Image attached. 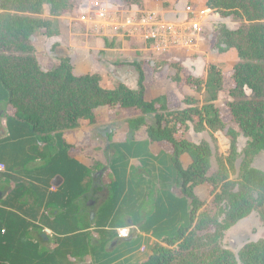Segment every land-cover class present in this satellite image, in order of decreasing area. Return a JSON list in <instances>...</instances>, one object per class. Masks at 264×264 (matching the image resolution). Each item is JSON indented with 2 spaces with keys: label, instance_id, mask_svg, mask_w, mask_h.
Here are the masks:
<instances>
[{
  "label": "crops",
  "instance_id": "1",
  "mask_svg": "<svg viewBox=\"0 0 264 264\" xmlns=\"http://www.w3.org/2000/svg\"><path fill=\"white\" fill-rule=\"evenodd\" d=\"M70 1L55 33L35 39L38 53L46 50L54 65L71 59L76 75L101 74L106 88H113L114 78L136 89L135 63H140L148 97L172 90L153 83L149 66L156 63L143 40L95 35L80 20L92 0ZM187 2L207 7L206 0H142L141 5L174 11ZM201 44L198 52H172L169 63L206 79L216 57L201 54ZM39 64L48 70L51 62L42 65L39 56ZM96 115L94 124L82 121L76 129L53 133L51 148L15 117L8 101L0 100V162L6 166L0 171L1 258L17 264H143L156 244L190 225L191 202L181 192L172 147L151 141L145 127L131 130L126 121L140 116L138 110L101 107ZM209 133L207 127L197 132L191 126L185 136L201 143ZM57 177L60 186L54 183ZM203 189L196 187V194Z\"/></svg>",
  "mask_w": 264,
  "mask_h": 264
},
{
  "label": "trees",
  "instance_id": "2",
  "mask_svg": "<svg viewBox=\"0 0 264 264\" xmlns=\"http://www.w3.org/2000/svg\"><path fill=\"white\" fill-rule=\"evenodd\" d=\"M206 1L208 8L222 16L233 9L264 7V0ZM27 2L32 3L34 16L11 14L16 6ZM122 2L142 6V0ZM47 6L51 18L41 17ZM71 7L70 0H0V100L8 101L15 117L30 124L40 141L51 148L53 133L76 129L82 121L96 123V111L101 107L140 111V116L126 123L133 131L145 127L151 141L172 147L181 192L191 202L190 225L164 244H156L143 264H264V239L245 245L238 255L220 243L227 230L254 210L264 217V172L245 165L264 153V24L221 30L217 46L235 49L240 58L231 70L210 63L208 75L202 79L183 74L181 64L175 63L172 82L176 89L148 97L147 75L140 63H135L139 73L136 89L114 78L113 88H106L99 73L76 75L69 58H60L49 70H43L33 40L40 33L53 35L57 18ZM226 77L234 83L227 102L222 100ZM227 113L239 126V130L229 128L227 132L232 138V154H240L238 138L247 139L241 154L243 172L236 190L230 191L234 184L227 181V175L222 180L210 175L211 147L185 136L191 126L197 132L204 127L213 133L226 130ZM33 149L40 152L37 146ZM228 162L232 164V156ZM202 184L211 187L210 201L196 194V187ZM0 264L17 262L0 257Z\"/></svg>",
  "mask_w": 264,
  "mask_h": 264
},
{
  "label": "rangeland",
  "instance_id": "3",
  "mask_svg": "<svg viewBox=\"0 0 264 264\" xmlns=\"http://www.w3.org/2000/svg\"><path fill=\"white\" fill-rule=\"evenodd\" d=\"M112 9L114 10L123 9L128 13L130 10L138 9V6L121 7V6L114 5ZM256 9H258V11H256ZM256 9L251 8V6L250 8L246 9L249 12H246V10H243V9H235V10L233 9L231 11L232 13L227 16H222L219 14L218 18L216 17L214 18L215 21H213V24L214 25L218 24L221 29H226L229 31L238 30L244 24H256V23L264 24V7L258 6ZM10 12L11 14L15 16H34L35 15L32 10L31 2H27L22 5L16 6ZM48 15H49V7L47 6L45 7L44 13L41 15V17L48 18ZM42 36L43 34L40 33L36 39H39ZM96 39H98V36L96 37ZM219 40H217L216 42V41H212L210 36L207 37L206 41H203L201 44L202 46L201 54L209 53L213 57H216L211 60L212 63H216L215 60H218L219 63H216V64H219L223 69L227 71L231 70L234 65L240 62L238 52L235 49L226 48L224 50H221L220 52L212 53V50H215L216 46L218 45ZM33 41L36 43L35 39ZM175 52H179V51L175 50L174 53ZM151 54L153 56L150 55V58L154 60L156 63V68H152L151 66H149V69L152 71V74H153V83L155 81H159V83L162 86L166 87L164 90H166L170 86H171L170 88L176 89L174 83L172 82V78L176 71L174 70L173 65L169 63L168 58H167L168 56L167 57H164V56L157 57L156 55H154V53H151ZM39 56L41 58L42 65H45V63L51 62L49 66H52L53 61L50 58V55H48V52L46 50L40 53L36 52V57L38 59V62H39ZM155 72H158V75L156 78L154 76ZM225 81H226V84H225L226 90L223 91L222 93V100L227 102L231 100V97L229 96V89L232 88V86H234V83H233V80L229 77H226ZM246 92L249 97L252 96V93L250 90L247 89ZM227 114L228 115L224 117V121L228 123L227 125L228 128H226V130L224 131H218L214 133L210 131L211 133H209V135H204L202 142L207 143L211 147L212 154H213L211 158L212 168H211L210 175L211 176L218 175L219 180H222V178L225 177V175H227V179H228L227 181L233 182L234 184L233 186H230L229 188V191H230L232 189L236 190V188L238 187L236 184L239 182L238 181L239 175L241 174V171L243 172V168H240L241 161L243 158L241 154L244 151V148L246 147L247 139L240 136L238 138V151L240 154L238 156L235 154H232L231 152L232 151L231 150V142H232L231 139L232 138L228 136L227 132L229 128L234 129V130H239V126L235 122H232V117L230 116L229 113ZM231 156L233 157L232 164L228 162ZM245 165L247 167L250 166L254 169H258L264 172V153H261L260 155L255 157L251 162L250 160H247L245 162ZM222 184L223 182H221L219 186H222ZM208 185L207 184L200 185V187L204 189L201 190V194H199V197L203 198L205 196V198H208V200L210 201L212 197H209L210 191L207 187ZM236 236H247L249 238L248 239L249 242H243L242 244H238L236 246L237 250L239 249V252L245 245L253 243V242H258L264 239V217L259 212V210H254L250 215L243 218L242 220L237 222L235 225H233L229 230H227L225 232V236L220 241L221 245L224 248L229 249L228 247L230 245V241L232 240L233 237H236ZM231 251H233L234 253H237L236 250H231Z\"/></svg>",
  "mask_w": 264,
  "mask_h": 264
},
{
  "label": "built area",
  "instance_id": "4",
  "mask_svg": "<svg viewBox=\"0 0 264 264\" xmlns=\"http://www.w3.org/2000/svg\"><path fill=\"white\" fill-rule=\"evenodd\" d=\"M120 0H92L86 5L80 20L90 24L94 34L124 38H140L157 56H170L175 50L186 53L198 52L197 48L210 36L207 27L219 17V13L211 8H196L187 2L182 9L174 11L147 10L143 6L136 10H114V5L124 7ZM217 30L220 28L216 24ZM226 48L216 46L215 49ZM6 166L0 162V171ZM55 189V188H53Z\"/></svg>",
  "mask_w": 264,
  "mask_h": 264
},
{
  "label": "water",
  "instance_id": "5",
  "mask_svg": "<svg viewBox=\"0 0 264 264\" xmlns=\"http://www.w3.org/2000/svg\"><path fill=\"white\" fill-rule=\"evenodd\" d=\"M121 5H123L124 3L122 2V0H120V2H119ZM207 27H208V29H209V31H210V38H211V40L212 41H216L217 42V40H218V37L221 35V28H219L218 30H217V27H216V25H214L213 23H209L208 25H207ZM217 52H219V49H215V50H212V53H217ZM61 178L60 177H57L56 179H55V184L56 185H58V186H60V182H61ZM246 237V236H245ZM248 239L249 238H240V237H235V238H232V240L230 241V245H229V249H231V250H236L237 251V255H238V253H239V249L237 250V245L238 244H242L243 242H249L248 241Z\"/></svg>",
  "mask_w": 264,
  "mask_h": 264
},
{
  "label": "bare ground",
  "instance_id": "6",
  "mask_svg": "<svg viewBox=\"0 0 264 264\" xmlns=\"http://www.w3.org/2000/svg\"><path fill=\"white\" fill-rule=\"evenodd\" d=\"M236 237H237V238H238V237H240V238H241V237H242V238H246L247 236H246V237H245V236H236ZM233 238H235V237H233ZM247 238H248V237H247Z\"/></svg>",
  "mask_w": 264,
  "mask_h": 264
}]
</instances>
